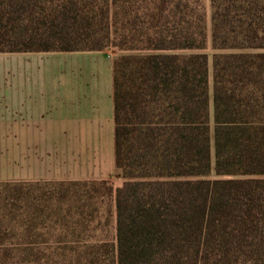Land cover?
Returning <instances> with one entry per match:
<instances>
[{
	"label": "trees",
	"instance_id": "obj_1",
	"mask_svg": "<svg viewBox=\"0 0 264 264\" xmlns=\"http://www.w3.org/2000/svg\"><path fill=\"white\" fill-rule=\"evenodd\" d=\"M209 7L211 66L205 0H0V53L123 52L114 134L126 180L62 181L49 208L58 228L68 212L84 226L94 200L114 199L115 235L83 264H264V0ZM3 226L5 255L36 250Z\"/></svg>",
	"mask_w": 264,
	"mask_h": 264
},
{
	"label": "rangeland",
	"instance_id": "obj_2",
	"mask_svg": "<svg viewBox=\"0 0 264 264\" xmlns=\"http://www.w3.org/2000/svg\"><path fill=\"white\" fill-rule=\"evenodd\" d=\"M205 5L208 40L204 52L209 54L211 66L214 50L211 44L209 0H205ZM107 53L113 58L123 52L112 47ZM12 89H43V52L0 53V92ZM7 116L9 118L11 114L0 112V135L7 132L6 128H2V118ZM19 131L20 139L16 133V143L0 145V182H20L18 193L14 191V184L0 188V202L1 205L7 204L4 212L8 215L7 218H1L0 226L8 228L6 237L14 242L25 240L24 246L34 240L37 243L33 252L11 250L5 255L0 249V264H83L93 243L110 240L115 235L114 199L110 197L107 200H94L91 209L97 212L84 226H75L68 212V217H64L62 226L58 228L49 208L56 200L60 184L62 181L108 180L116 188L126 178L118 169L107 177L98 178L65 177L61 171L56 175L55 156H61L59 147L57 151L54 144L43 145V128L16 130ZM12 135L11 130L10 138ZM21 183L25 185L21 186ZM101 189L104 190V187ZM18 194L19 197L16 198ZM53 195L55 198H51ZM28 205L37 207L33 210L35 213L28 209ZM27 210V214L31 216L28 218L31 219L26 218ZM45 240H55L58 243L40 246ZM82 257L83 260L79 262Z\"/></svg>",
	"mask_w": 264,
	"mask_h": 264
},
{
	"label": "crops",
	"instance_id": "obj_3",
	"mask_svg": "<svg viewBox=\"0 0 264 264\" xmlns=\"http://www.w3.org/2000/svg\"><path fill=\"white\" fill-rule=\"evenodd\" d=\"M108 55L43 52V89L0 92V112L11 114L2 118L7 132L0 135V145L16 143L21 132L16 130L43 128V145L54 144L57 151L59 147L56 175L58 171L71 178L111 175L116 169L114 77L113 58Z\"/></svg>",
	"mask_w": 264,
	"mask_h": 264
}]
</instances>
